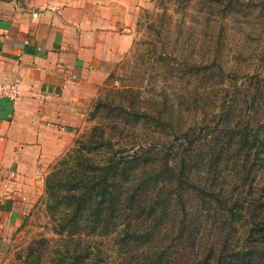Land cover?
<instances>
[{"label":"trees","instance_id":"1","mask_svg":"<svg viewBox=\"0 0 264 264\" xmlns=\"http://www.w3.org/2000/svg\"><path fill=\"white\" fill-rule=\"evenodd\" d=\"M159 3L165 11L173 5L192 20L197 11V17L207 21L205 26H211L210 33L202 25L208 37L200 42L182 40L181 24L173 48L163 39L162 81L169 84L154 88L152 100L159 108L150 116L158 122L163 119L170 138L147 143L151 147L140 145L133 156L142 157L155 147L164 150L163 159H154L148 184L132 186L128 180H117L128 170L122 165L131 161V155L116 154L98 168L86 166L87 152L102 145L104 127L95 128L81 145L68 151L46 177L52 208L58 213L60 207L65 210L59 233L71 241L64 238L54 250L53 264L104 262L101 255L93 261L96 242L81 253L85 247L80 233L86 225L105 236L118 233L115 240L120 246L136 241L149 245L156 233L167 231V243L152 245L153 253H160L151 256L139 248L135 264H159L164 257L168 264H264V30L246 56L248 67L241 69L237 60L224 59L231 17L263 9L264 0ZM177 42L183 47L177 49ZM133 109L137 120L146 118L145 110ZM219 164L234 167V182L229 186L218 181ZM98 245L97 241L101 253ZM129 258L122 255L120 263L131 264Z\"/></svg>","mask_w":264,"mask_h":264},{"label":"crops","instance_id":"2","mask_svg":"<svg viewBox=\"0 0 264 264\" xmlns=\"http://www.w3.org/2000/svg\"><path fill=\"white\" fill-rule=\"evenodd\" d=\"M141 0H0V236L25 217L30 189L67 146L69 126L128 52Z\"/></svg>","mask_w":264,"mask_h":264},{"label":"rangeland","instance_id":"3","mask_svg":"<svg viewBox=\"0 0 264 264\" xmlns=\"http://www.w3.org/2000/svg\"><path fill=\"white\" fill-rule=\"evenodd\" d=\"M197 8L199 5H195L194 9L197 10ZM193 12L194 20L190 18V15L184 17L182 12L176 11L173 5H169L165 11L164 5L160 4L159 0H141L131 10L127 24V32L132 38L130 49L125 56L114 63L98 93L85 102L77 123L69 126L68 136L70 137L66 138V149L45 166L41 176L37 179L38 182L30 189V195L25 200L27 208L22 222L13 225L6 236H0V264H53L55 256L53 252L63 242V239L67 238V241L71 243L69 237L59 233L61 214L65 210L64 207H60L58 213L52 208V195L48 196L46 177L58 161L68 151L81 145L82 139H86L95 128L104 127L106 134L101 140V147L94 149L91 153L87 152L90 157L87 159L86 166H89L87 168L104 166L116 154L131 155V161L122 165L128 170L123 172L124 175L118 177L117 180L124 182L128 180L132 186L149 183L148 177L151 174L154 159L162 160L164 150H153L155 147H152L151 150H145L142 157L133 156L134 151L140 145L147 147V143L153 145L156 140L163 143L170 138L169 130L165 127L163 119L158 122V118L153 119L150 116L151 112L159 108V105L155 107L156 102L152 100L154 88L159 86L162 88V85L167 87L169 84L162 81L164 74L161 71L164 67L159 56L161 45L165 40L173 48L176 44V37H178L176 28L180 24L185 28V32L180 36L182 40L188 37L192 39L191 42H200L208 37L201 27L203 25L211 33V26H205L207 21L202 22L197 17V11ZM245 12L247 13L230 19L229 44L224 56L225 61L230 63L233 61L235 63L237 60L241 69L248 67L250 61L246 56L251 55L254 47L257 46V41L254 39H257L258 34L264 30V8L256 9V11L248 9ZM191 24L196 25L198 29L195 27V31L189 30V26H193ZM158 29H162L161 34ZM182 47L177 42L176 48ZM238 49L244 53H240ZM252 68L250 66L248 69L252 70ZM181 85L185 84L182 82ZM210 95L214 96L213 91ZM133 108L145 110L148 113L144 115L146 118L137 120L135 115H132ZM150 144L149 147H151ZM163 147L164 145L159 149ZM156 151L161 153L160 156L155 155ZM218 166L222 168L219 169L221 175L218 181L222 180V183H228L227 186H229L231 182H234L232 178L234 167L222 164ZM216 209H220L219 203ZM89 227L86 225L80 233L81 244L85 247L81 253H86V249L92 246L90 243L96 242L92 257L93 261L97 262L101 255V258H104L101 264H121L122 255H128L129 259L133 260L131 264H135L138 261L137 249L140 248V252L145 251L154 256L160 252L153 253L152 245L163 246V242L167 243L164 239L166 231L156 233L157 238L149 245L136 241L129 246H120L115 240L118 233L114 232L113 235L105 236L100 230L93 231ZM97 241L98 246L103 250L101 253L97 247ZM168 253L170 255L171 252ZM167 260V257H164L159 264H168Z\"/></svg>","mask_w":264,"mask_h":264},{"label":"built area","instance_id":"4","mask_svg":"<svg viewBox=\"0 0 264 264\" xmlns=\"http://www.w3.org/2000/svg\"><path fill=\"white\" fill-rule=\"evenodd\" d=\"M20 80L17 79L14 82H0V93L6 97L11 99H15L18 97L20 93Z\"/></svg>","mask_w":264,"mask_h":264}]
</instances>
